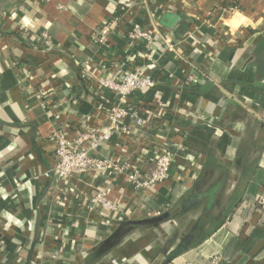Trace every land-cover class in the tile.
Instances as JSON below:
<instances>
[{
    "label": "crops",
    "instance_id": "crops-1",
    "mask_svg": "<svg viewBox=\"0 0 264 264\" xmlns=\"http://www.w3.org/2000/svg\"><path fill=\"white\" fill-rule=\"evenodd\" d=\"M133 24L170 33L179 54L158 34L148 51L130 44ZM151 61L156 87L128 103L141 105L143 127L99 153L138 137L152 151L156 136L179 161L152 190H124L118 177L126 206L108 222L85 198L104 178L80 175L81 195L70 184L73 194L56 197L50 135L106 125L99 106L116 95L96 80ZM189 62L211 80L184 86ZM262 195L264 0H0V264H264ZM161 213L157 226L122 227Z\"/></svg>",
    "mask_w": 264,
    "mask_h": 264
},
{
    "label": "built area",
    "instance_id": "built-area-1",
    "mask_svg": "<svg viewBox=\"0 0 264 264\" xmlns=\"http://www.w3.org/2000/svg\"><path fill=\"white\" fill-rule=\"evenodd\" d=\"M24 30L26 32L27 28ZM109 30H111V25H106L98 30V41L101 44L107 43ZM157 34L161 36L166 52L179 54L175 38L168 32L167 34L157 30L152 32L141 25L133 24L125 33L130 44L143 43L147 51L152 49ZM40 39H49L48 33L43 31ZM189 66V72L182 80L184 86L202 78L211 80L192 62H189ZM155 68V64L151 61L144 67H135L120 74L111 71L110 76L100 77L96 80L98 90L110 89L116 95L115 102L110 107L105 108L101 104L98 105L99 109L104 110L107 114L108 123L106 125L91 126L84 123L75 133L71 132L69 128L56 129L51 133L50 140L55 162L50 170L56 176L60 187L57 190V198L62 194H73L74 189L70 187V184L75 187L76 185L72 181L80 175H86L94 182L104 178L101 184L99 181L98 184H94L95 188L85 198L91 204L90 208L100 213H108L104 220L111 222V219L121 217L119 213L126 206L124 205L126 201L124 191L115 187L118 177H125L123 182L126 185L121 184L120 187L132 191L137 189L152 190L156 185L170 178L172 165L178 160L176 157L179 156V152L178 150L175 152L168 150L163 142L159 144L156 136L153 138L157 140V144H153L152 151L148 142L145 141L146 139L138 137L132 147H128L126 141L118 142L116 147H119V151L114 152L110 157L102 156L99 153L100 148L107 144L112 137L117 136L119 139L129 136L133 126L143 127L145 120L139 116L140 112H138L139 109L142 110L141 105H137L136 109L132 110L128 103L129 99L134 98L137 93L156 87L158 79L152 73ZM28 78L32 80L33 76L28 73ZM42 96H46V91L40 93V97ZM163 109L164 114L169 111L166 105L163 106ZM182 157L185 159L191 157L188 152H185V147ZM76 187L75 194L81 195ZM259 205L261 209H264V195L260 197ZM54 257H57L56 253Z\"/></svg>",
    "mask_w": 264,
    "mask_h": 264
},
{
    "label": "water",
    "instance_id": "water-1",
    "mask_svg": "<svg viewBox=\"0 0 264 264\" xmlns=\"http://www.w3.org/2000/svg\"><path fill=\"white\" fill-rule=\"evenodd\" d=\"M172 27H175V23L172 25ZM186 28L185 27H181L178 28L176 31V35L181 36L184 34ZM166 218H168V213H161L155 216H151V217H146V218H142V219H138V220H130V221H125V223L123 222L122 226H132V225H149V226H157L159 225L160 222L164 221ZM124 230H122V228H119L118 230H116V232L112 235V237H110V239L112 238H118L120 235H122ZM110 242V241H107ZM173 256V255H172ZM172 256L169 258V260L172 258Z\"/></svg>",
    "mask_w": 264,
    "mask_h": 264
},
{
    "label": "trees",
    "instance_id": "trees-1",
    "mask_svg": "<svg viewBox=\"0 0 264 264\" xmlns=\"http://www.w3.org/2000/svg\"><path fill=\"white\" fill-rule=\"evenodd\" d=\"M192 87H193V86H192ZM122 227H124V228H125L126 226H122Z\"/></svg>",
    "mask_w": 264,
    "mask_h": 264
}]
</instances>
